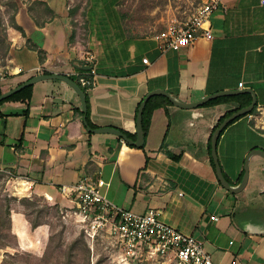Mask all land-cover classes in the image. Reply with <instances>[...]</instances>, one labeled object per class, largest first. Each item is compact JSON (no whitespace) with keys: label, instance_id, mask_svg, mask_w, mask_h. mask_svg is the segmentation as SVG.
Returning a JSON list of instances; mask_svg holds the SVG:
<instances>
[{"label":"crops","instance_id":"crops-1","mask_svg":"<svg viewBox=\"0 0 264 264\" xmlns=\"http://www.w3.org/2000/svg\"><path fill=\"white\" fill-rule=\"evenodd\" d=\"M16 1V21L26 35L8 25L0 75L9 77L0 82L14 87L44 70L74 76L82 69L75 66L77 59L93 55L96 83L87 95L97 127L137 137L139 107L155 89L188 103L230 93L195 107L152 95L157 97L142 150L116 134L88 130L78 111L81 98L66 81H37L30 105H0V172L9 195L47 198L68 224L73 202L61 193L62 185L99 173L111 182L108 195L116 203L138 212L160 210L166 222L196 235L216 264H264V157L250 156L246 186L231 192L218 179L210 149L220 119L253 101L252 93H235L238 89H252L256 103L218 138L219 161L232 185L242 182L249 153L264 149L262 0H221L211 17L212 38L168 50L160 35L172 17H184L170 0L149 8L141 25L133 11L123 9L125 0ZM28 40L45 51L43 60ZM218 97L224 98L208 103ZM11 219L17 248H0V262L5 252L33 251L50 238V221L34 227L22 206L12 208Z\"/></svg>","mask_w":264,"mask_h":264},{"label":"built area","instance_id":"built-area-1","mask_svg":"<svg viewBox=\"0 0 264 264\" xmlns=\"http://www.w3.org/2000/svg\"><path fill=\"white\" fill-rule=\"evenodd\" d=\"M220 2L201 0L186 16L172 17L168 29L160 35L163 49H180L199 37L212 38L211 17ZM92 56L89 61H92ZM143 61L149 63L147 57ZM74 76L83 85L92 87L96 83L97 71L95 67L82 68ZM8 77L7 72L1 73L0 80ZM110 184L96 173L86 174L61 188V193L73 202L70 216L80 224L91 245L105 238L128 261L153 258L163 264H216L196 235L166 222L160 210L149 208L146 212H138L116 203L108 195Z\"/></svg>","mask_w":264,"mask_h":264},{"label":"rangeland","instance_id":"rangeland-1","mask_svg":"<svg viewBox=\"0 0 264 264\" xmlns=\"http://www.w3.org/2000/svg\"><path fill=\"white\" fill-rule=\"evenodd\" d=\"M165 0H125L123 3V9L136 14L139 25L146 24V12L155 3L164 4ZM201 0H170V4L173 7L180 6L183 16L189 14ZM13 13V7L10 4V0H0V19L3 24L8 25L9 17ZM134 22V21H133ZM11 27V26H10ZM9 28V27H8ZM9 39V35H8ZM107 176V174H104ZM119 180V174H116L114 184L112 187V193L116 192L115 185ZM9 194L6 190V178L0 180V199ZM14 196V195H11ZM119 198H123L119 193ZM18 197V196H15ZM18 199L12 200V206L22 208L31 212V217L38 216L37 209H42L40 213L41 220H48L51 223V234L45 245L37 246L35 250H12L17 254L16 260L25 264H163L158 259L142 258L136 261L124 258V255L109 242V240L102 238L95 245H91L84 235V232L80 224L74 217L68 224H65L58 216V211L52 208L48 204L47 198H41L32 202L35 204H29L26 201ZM122 200V199H121ZM17 239L11 240V244L4 248H17ZM7 252L4 253V257ZM0 251V256H2ZM3 257V259H4ZM2 259V260H3Z\"/></svg>","mask_w":264,"mask_h":264},{"label":"water","instance_id":"water-1","mask_svg":"<svg viewBox=\"0 0 264 264\" xmlns=\"http://www.w3.org/2000/svg\"><path fill=\"white\" fill-rule=\"evenodd\" d=\"M94 65H95L94 61H89L86 59H77V61L75 63L76 67L83 68V69H90V68L94 67ZM43 79H61V80H64L77 91V93L79 94V96L81 98V102H82L83 121H84L86 127L88 128V130L95 131V132H107V133L116 134L119 137L123 138L126 142H128L130 144H134L138 147L142 146L145 142V135H144V129H143V112H144V108H145V105L147 103V100L152 95L162 93V94L167 95L176 105H180V106H184V107H195V106H198L200 104L207 102L208 100H210L212 98L230 93L228 91L220 92V93H216V94L204 97L198 101L188 103V102L182 101L181 99L177 98L176 96L172 95L170 92H168L166 90H163V89L152 90L145 96V98L143 99V101L141 102V105L139 107L138 114H137V137H136V139H133L130 136H128L123 130H121L120 128H117V127L103 126V127L93 128L89 124L88 119H87L88 101H87L86 91L78 83L77 80H75L74 78L71 77V75L66 74V73H59V72L44 73L43 72V73L36 74V75L30 77L29 79L23 81L21 84L14 86L11 89L0 94V101L11 96L12 94L18 92L19 90H21V89H23L29 85H33L37 81H40ZM244 91H248V92L253 94L252 103L249 106L243 107V108L239 109L238 111L234 112L233 114H231L229 117L225 118L224 121L221 122L218 125V127L215 129V131L213 132L212 137H211V151H212V156H213V160L215 163V168H216L218 179L222 183V185L224 187H226L228 190H230L231 192H239L240 190H242L246 186V184L248 182V178H249V173H250V164H249L250 156L252 154L257 153V154H260L264 157V149L255 148L249 153V155L246 158V163H245V174H244L242 182L239 185H232L230 183V181L224 175L222 166H221L220 161H219L218 151H217V143H218V138H219L222 130L231 120H233L237 116H240V115L247 113L250 110H252V108L254 107V105L256 103V97H255L252 89H246V90L238 89L235 91V93H241Z\"/></svg>","mask_w":264,"mask_h":264},{"label":"trees","instance_id":"trees-1","mask_svg":"<svg viewBox=\"0 0 264 264\" xmlns=\"http://www.w3.org/2000/svg\"><path fill=\"white\" fill-rule=\"evenodd\" d=\"M10 4L13 7V13L10 15L9 17V21H8V25L14 27L15 29L19 30L22 32L23 35H26L24 29L17 23L16 21V13L18 11V3L16 0H10ZM45 4L46 10L51 11L52 14H54V11L52 9H50V7ZM30 10H32V7H30ZM73 12V11H71ZM34 17H36L34 15ZM36 21L38 22V24H43L44 22L39 21V19L36 18ZM8 25L7 24H3L2 19H0V59L2 57H5L7 49H8ZM27 45L38 51L39 56H40V60H43L44 57V53L45 51L40 49L38 46L32 44L29 40L27 41ZM44 73H48V71L44 70ZM72 78H74L75 80L78 81V83L83 87V89L86 91V94L88 93V87L86 85H83L79 79L75 78L73 75L71 76ZM23 81L19 82L17 85L21 84ZM13 86L12 85H7V84H3L0 82V94H2L3 92L11 89ZM32 95H33V85H29L21 90H19L18 92L12 94L11 96L5 98L4 100L0 101V105L4 102H12V103H16V104H26V105H30L31 104V100H32ZM157 96H151L148 100L147 103L145 105L144 108V112H143V129L144 131L147 130L148 126H149V122H150V117H151V113L153 110V100L156 98ZM224 97H218L216 99H213L211 101H209L208 103H212V102H216L219 100H222ZM87 101H88V111H87V119L89 124L93 127L96 128L97 125H95L91 119H90V102H89V98L87 95ZM78 111L80 112V114H83V111L78 109ZM231 113H228L226 116L222 117L220 119V122H222L227 116H229ZM128 136H130L131 138L135 139L136 138V134H132L128 131L123 130ZM131 146L145 150V145H142L140 147L131 144ZM210 149H211V143H210ZM149 161V157L146 156V162L144 164L147 165ZM215 166V163H213ZM5 177V174L3 172H0V180L2 178ZM35 198L34 200L37 199H41V197H32ZM13 199H18V197L15 196H11L9 194H7L6 196L3 197V199H0V248H4L6 246L12 245L11 244V240L17 239L16 234L13 232L12 230V219H11V213H12V200ZM19 200L21 201H26L29 204H35V202H32L31 197H22L19 198ZM37 211L39 212L38 216L36 215V217H31V212H27V215L30 216L32 225L35 227L38 224L41 223V218H40V213L43 211L42 209H37ZM17 254H13L10 252H7L4 259L0 262V264H25L22 262H19L16 260Z\"/></svg>","mask_w":264,"mask_h":264}]
</instances>
